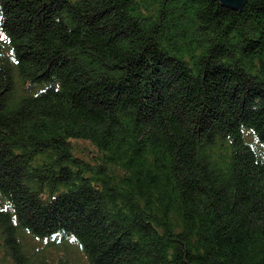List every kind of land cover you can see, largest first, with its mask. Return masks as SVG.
Masks as SVG:
<instances>
[{"label": "trees", "instance_id": "trees-1", "mask_svg": "<svg viewBox=\"0 0 264 264\" xmlns=\"http://www.w3.org/2000/svg\"><path fill=\"white\" fill-rule=\"evenodd\" d=\"M0 264H264V0H0Z\"/></svg>", "mask_w": 264, "mask_h": 264}, {"label": "water", "instance_id": "water-1", "mask_svg": "<svg viewBox=\"0 0 264 264\" xmlns=\"http://www.w3.org/2000/svg\"><path fill=\"white\" fill-rule=\"evenodd\" d=\"M218 3L231 9L239 10L245 0H217Z\"/></svg>", "mask_w": 264, "mask_h": 264}]
</instances>
